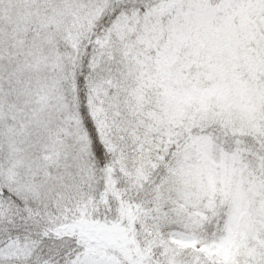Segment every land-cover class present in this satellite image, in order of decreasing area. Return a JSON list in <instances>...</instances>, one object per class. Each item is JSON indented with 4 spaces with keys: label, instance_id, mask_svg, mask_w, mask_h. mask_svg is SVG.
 <instances>
[{
    "label": "snow or ice",
    "instance_id": "1",
    "mask_svg": "<svg viewBox=\"0 0 264 264\" xmlns=\"http://www.w3.org/2000/svg\"><path fill=\"white\" fill-rule=\"evenodd\" d=\"M0 264H264V0H0Z\"/></svg>",
    "mask_w": 264,
    "mask_h": 264
}]
</instances>
